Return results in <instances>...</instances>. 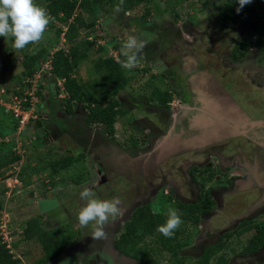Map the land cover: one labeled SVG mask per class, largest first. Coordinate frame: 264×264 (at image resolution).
<instances>
[{"label":"rangeland","instance_id":"374dc122","mask_svg":"<svg viewBox=\"0 0 264 264\" xmlns=\"http://www.w3.org/2000/svg\"><path fill=\"white\" fill-rule=\"evenodd\" d=\"M176 1L179 2L175 3L176 5H172L171 2L163 5L164 8L161 9L158 18L155 17L153 5L150 6L149 14L144 13L146 5L144 3L124 15L113 10L107 14L105 11H101L93 29L80 31L79 36L90 35L92 41L87 49V60L82 62L74 72L75 78L80 83L88 82L97 76L93 67L96 58L100 56L102 58L113 57L115 60H119L122 56L121 46L128 35H136L149 40L145 49L139 54L137 66L129 70L130 79L126 87L116 94L117 108L122 111L116 115L113 135H105L106 129L96 123L85 124L82 108L77 110L76 107V114L75 112L66 113L64 106H61L63 98L66 97L62 86H59L57 81L54 85L51 79L48 80L49 77H42V75L36 79L37 104L33 111L34 118H31L32 121L29 120V126L22 128L20 135L17 125L13 130L15 120L0 105V160L19 155V159L15 162L0 167V202L4 205L0 211V236L2 237L1 242L5 243L6 248L20 259L19 264H33L44 255L42 244L37 237L25 239L23 235L26 221L38 213H44L43 227L52 228V231L59 233L58 236L73 235L77 233V230L80 231L78 240L75 243H66L60 256L49 264H139L114 250L113 240L119 233L124 220L130 217V211L133 212L135 207L148 203L149 195H146V192L149 190V184H161L163 181L161 176L165 175L164 182L166 184L173 187L174 183L176 188H183L186 200L194 197L189 190L191 185L184 187L182 184L181 180H183L184 174L171 170L172 175L169 174L167 167L169 163L162 160L165 158L163 155L157 157V159H161L158 161V163L160 162L157 167L159 170L156 166L151 165L153 150L149 147V136L153 137L159 131L154 128L155 124L145 118L146 115L142 114L141 108L156 106V100L149 98L155 90L169 92L170 83L178 84L180 81L185 83L183 74L186 73V77L189 76L193 66L197 64V60H202L206 71H204L203 77H187V84L199 86L201 81H205L203 86L206 87L204 88L218 105H221L222 101L220 89L217 86L229 88L232 94L229 97L240 104V109L242 107L248 109L250 113L247 111L248 114H246L253 117L252 119L255 118L251 112L258 111L257 101L260 105L259 111L264 110V52L252 47L244 54L243 58L236 60L232 57L234 47L238 43L250 40L251 28L235 24L228 29H221L216 21V12L219 6L223 5V0ZM36 3L46 9L44 0H36ZM166 6L170 8V11L166 12ZM245 6L252 8L255 12L254 17L250 18L254 21H264V0H251ZM242 8L244 9V7ZM142 13L145 14L144 27H137L136 30L132 23L122 22L118 19L125 15L128 19H131L132 16L140 18ZM82 14L84 19L89 17L87 14ZM175 14H177V18ZM58 26L59 24L55 21L52 25L49 23L43 39L37 44L27 45L23 50H16L13 47L12 37H0V100L16 95L13 90L21 87L18 81L22 78L24 59L41 48H49L51 51L60 48L68 49L70 44L62 38V33L58 38L56 32ZM193 39V45L186 42V40ZM55 41L56 45L52 46ZM115 44H120V47L115 49L113 47ZM184 52H192L194 56L185 57L181 61L179 58ZM171 59L176 64L179 62V68H171L179 73L174 82L169 81L170 75L174 77L173 73L167 76L160 73L158 69L161 64L170 63ZM233 61H237L234 67L232 66ZM159 62L163 63L159 64ZM241 66L245 67L244 70ZM204 76L209 79H206L207 77L204 79ZM24 81L26 80H23L22 93L27 90V83ZM55 86L60 91L56 95H51L56 91ZM251 87L259 92L252 91ZM37 91H40L42 96L37 95ZM170 92L172 98L168 108L170 111L178 110L176 109L178 100L176 92L172 90ZM50 96H52L51 99H49ZM198 96L200 100L205 101L203 100V91L198 92ZM206 100V103L212 104L210 103L212 100L207 95ZM45 101L51 103L53 111L43 110ZM55 104L60 106L56 107ZM184 105L181 103L182 107ZM241 110L243 111V109ZM44 113L48 116L45 117L46 119L42 115ZM196 114L197 112H192V116H188V121H191ZM222 114L230 118H234L236 115L234 112L228 114L225 109ZM225 116L218 117L224 122ZM234 119H238V116ZM234 119L230 120L232 125H234ZM35 120L42 121L40 128L34 127ZM252 121L264 122V120L256 119ZM207 123L212 124L209 120ZM228 125L230 123L226 126ZM169 127L172 128L169 132L180 135L182 132L183 135H186L184 130H180L179 124L172 123ZM189 130L191 129L189 128ZM88 135L92 141L88 148L82 149ZM89 150L93 154L89 161L92 170L97 169V163H99L101 170L106 171L102 182L99 183V180L102 179L100 175L92 176L85 158H81V161L77 160L78 162L73 161L67 168L61 169L57 173L52 172L51 164L55 160L68 155H76L79 152L86 154L89 153ZM181 159L179 157L173 160L179 164ZM133 182L136 186H133ZM243 183L245 181H242V185ZM83 187L92 189L97 198L118 197L121 201L122 214L116 218L110 217L104 229L107 235L103 239L95 240L92 237L93 225L91 223L87 227H81L78 223V211L85 203L79 197V192ZM164 189L169 191L168 187ZM136 195L140 197L146 195V198L145 196L143 199L139 197L137 200ZM228 200H224L225 204L222 208L225 210V214L236 218L237 214L229 212ZM147 206L154 209L155 212H161L165 220L170 207L177 209L180 214L178 202L174 201L172 196L166 199V197L158 195ZM125 209L127 212L123 213ZM10 214H14V216L10 217ZM220 220H223V216L220 214H214L211 219L204 218L202 221L199 218V222L194 225L182 220L178 229H183L184 232L178 234V238L183 241L189 240V243L178 251L184 257L182 264H197L202 248L211 245L210 240H205L204 237L199 239V236L196 235L197 232L208 226L212 230H216L226 222L225 219ZM213 232L217 231L211 233L213 234ZM211 233L206 232L208 234L206 237H210ZM243 238V236L240 238V242L227 239L223 241L222 244L225 248L219 253L224 255L226 261L240 250L241 243L244 242ZM143 244H146L145 248L153 254L157 264H170L175 261L170 252L158 248L155 236L146 237L140 243V245ZM216 258H211L207 264H213ZM225 264H231V262ZM232 264H242V260L237 259Z\"/></svg>","mask_w":264,"mask_h":264},{"label":"trees","instance_id":"16d2710c","mask_svg":"<svg viewBox=\"0 0 264 264\" xmlns=\"http://www.w3.org/2000/svg\"><path fill=\"white\" fill-rule=\"evenodd\" d=\"M46 2L45 7L50 16L51 25L55 21L59 24L56 28V32L59 38L60 33H63V38L66 43H69L67 50L62 48L53 51L49 48H41L39 51L31 54L24 59L22 66V74L18 81L21 87L24 85L23 80L26 77L32 76L39 68L40 64L48 57L51 56V71L50 75L46 77L54 82L56 85L57 80H61V86L66 97L63 98L64 111L66 113H73L75 108H82L84 111V123L101 125L106 129L105 135H113L114 123L117 118V114L122 110H118V99L116 94L120 90L126 87L130 79L128 69L121 67L119 61L124 60L123 56L119 60H115L113 57L102 58L101 56L94 60V69L97 76L92 78L88 82L80 83L74 76V72L77 67L87 60V49L91 45V39L89 36L80 35L82 29H93L95 22L101 11H105L107 14L109 11H115V6L119 4V0H44ZM169 2L172 5H176V0H124L121 13L126 14L128 11L134 10L141 3L145 5V14H149L151 11V5L155 10V17L158 15L163 5H167ZM174 2V3H173ZM176 3V4H175ZM223 5L219 6L216 12V21L221 29L230 28L235 24H242L251 28L250 40H244L238 43L232 52L234 59H239L249 51L252 47L264 52V21H254L250 17H254L252 8L246 7L237 12L239 7L237 0H223ZM105 7V10H103ZM166 12L170 11V8L166 6ZM89 15L86 19L83 18V14ZM157 13V14H156ZM145 14H141V17L132 16L128 19L127 16H123L120 19L122 22L132 23L133 27H144ZM251 15V16H250ZM177 18V14H175ZM99 18V17H98ZM128 27V25H127ZM93 33V32H88ZM256 36V38H253ZM57 41V40H56ZM53 42L56 45L57 42ZM115 49L120 47V44L113 45ZM101 49V48H100ZM243 55V56H242ZM50 83V82H49ZM60 86V85H59ZM20 86L14 89L13 93L16 95L22 94V88ZM56 87V86H55ZM60 91L56 87V91L51 95H56ZM37 95L42 96L40 91H37ZM50 96L49 99H51ZM150 99L156 100L157 105L161 107H168V103L171 101L172 95L168 91L155 90ZM47 103L46 101L44 102ZM32 121V119L30 120ZM42 124L41 120H35L34 127L40 128ZM13 130L16 129V122L14 123ZM29 126V124H28ZM81 158H85L86 155L83 152H79L76 155H68L62 159L55 160L51 164L52 172L57 173L59 170L67 168L73 161H81ZM19 159V155H13L7 159L0 160V167H4L11 162H15ZM80 159V160H79ZM78 160V161H77ZM3 203L0 202V211L3 209ZM214 202L207 196L195 203L178 202V208L181 214V219L184 222H190V224H197L199 222V216L201 213H206L213 209ZM147 205L137 207L133 210L128 219H125L119 233L114 237L113 247L118 253L123 256L130 257L139 264H157V260L153 254L145 248L146 244L140 245L143 240L148 237H154L157 239L158 248L166 250L171 253L175 261L170 264H182L184 257L181 256L179 249L188 244L189 240H182L178 238V234L184 232L183 229H176L175 234L168 238L163 236L157 231V226L164 223L165 219L161 212L153 211ZM43 215L36 214L26 221V226L23 229V235L25 239L37 237L42 244L44 255L36 260L33 264H49L52 260L57 259L63 247L66 243H75L78 240L80 231L73 235L58 236L59 233L52 231V228H44L42 225ZM0 236V264H19L20 259L16 258L5 243L1 242ZM257 238L264 239L263 227H258ZM256 239L253 241L255 242ZM257 242V241H256ZM254 244V243H253ZM222 243L211 244L202 250V253L197 259V264H207L213 257H217L213 264H224L225 258L222 253ZM159 249V250H160Z\"/></svg>","mask_w":264,"mask_h":264},{"label":"flooded vegetation","instance_id":"af4514ba","mask_svg":"<svg viewBox=\"0 0 264 264\" xmlns=\"http://www.w3.org/2000/svg\"><path fill=\"white\" fill-rule=\"evenodd\" d=\"M186 42L189 45H193L194 39L186 40ZM188 56H194V54H192V52H184L179 59L183 61V59H185V57L188 58ZM235 62L237 61H233V67L236 66ZM160 63L163 62H159V64ZM165 63L164 70L166 69L167 71L159 70V72L166 74L167 76H169L170 73H173L174 77H171L170 75L169 81L174 82V79L177 78L179 73H176L175 70H172L171 68H179V62L176 64L174 63V60L171 59L170 63L167 62V65ZM241 67L242 70H244L245 67ZM205 68V65L202 64V60H197V64L193 66L189 76L203 77L204 71H206ZM158 69L160 68L158 67ZM183 75L185 83H182L181 81L178 84L176 82L175 84L170 83L171 88L169 92L171 90L176 92L178 98L176 109L178 110L172 108L173 110L170 111L168 107H161L157 104L156 106H151L152 108H141L142 114L146 115L145 118H148L149 121L155 124L156 126L154 125V128L159 131V133L155 134L153 137L149 136V147L153 150L151 165L156 166V168L160 164L158 161L161 160L157 159L156 152L152 149L156 139L159 136L168 133L172 129L169 127L172 123L179 124V127H181L180 130H184L186 133L190 132V121H188V119L192 116L191 113L198 112V109L202 105V100L199 99L198 92H204L203 99H206L207 95L210 100L214 101L210 96L211 94L207 93L206 88H204L206 86H203L205 81H201L199 86H191L186 82V78H189V76L186 77V73ZM206 77L207 76H204V79ZM206 79L209 78L207 77ZM217 87L220 89L219 93L222 101L220 106H224L223 109H225L226 105L235 100L229 97L232 96L229 88H226L225 86ZM252 91L259 92L258 90H255V88H252ZM181 103L185 105L182 107ZM256 105L258 111H254V113L251 112L252 115L256 120H264V110L259 111L260 105L258 104V101ZM59 106L60 105H57L56 107ZM238 106L240 107L239 103ZM52 109L53 107L50 102L44 104L43 110H50L51 112L53 111ZM241 109H243L245 114H248V112L250 113V111L244 107ZM77 110L74 111L75 114L77 113ZM230 112V110H227L228 114H230ZM42 115L44 118L48 117L45 113ZM247 116L250 119L253 118L249 115ZM227 117L229 118V116ZM219 132V139L216 138L206 146L178 151L162 159L169 163L167 166L169 174H171L170 170L184 174L182 178L183 180H181L183 182L182 184L184 187L191 185L189 190H191L194 197L186 200L184 198L183 188H176V184L174 183L172 184L173 187L166 184L164 182L166 177L165 175H162L161 179L163 181L161 184H149V190L146 192V195H149L147 198V204L151 203L158 195H161L163 198L166 197V199L167 197L172 196L174 201L177 200V202L184 203H195L204 198V196H209L214 202V207L206 213H201L199 216L200 221L204 218L211 219L214 214H220L226 222L216 230H212L209 226L202 228L197 232V237L199 236V239L204 237L205 240H210V244L213 242L216 244L223 243L225 239L229 241H239L243 236L244 242L241 243L240 250L233 254L225 263L230 261L232 264L233 261L240 259V261L242 260V264H264V239H256L258 227H263L264 229V122L260 123V125H254L253 127L247 126L245 129L240 125L234 127L231 123L228 126L222 125ZM90 141H92V139L88 135V139L84 140L82 149L85 147L88 148ZM85 155L87 158L86 162L88 161V169L89 171L91 170L90 172H92V176L100 175L102 179L99 180V183L102 182V180H104L103 178H105L104 173H106V171L101 170L99 163H97V169L92 170L89 161L91 159L90 157H93V154L89 150V153H86ZM179 157L182 159L179 161V164H176L173 159ZM157 169L159 170V168ZM242 181H245L246 184L243 183L242 185ZM134 185L136 186L135 182H133V186ZM165 187H168L169 191H166L164 189ZM134 189H136V187H134ZM146 195H144L145 198ZM136 197L138 200L140 196L136 195ZM143 197L140 198L143 199ZM226 199H229L227 202L230 208L229 212L237 214L236 218H232V216L230 217V215L225 214L226 212L222 207L223 204H225L224 200ZM126 212L127 210L125 209L123 213ZM130 212L132 214V211ZM211 230L217 232H213L212 234ZM206 232L211 233L210 237H206L208 236ZM210 238H214V240H211ZM255 239L257 242H253ZM203 249L204 248H202V250Z\"/></svg>","mask_w":264,"mask_h":264},{"label":"clouds","instance_id":"9594fccd","mask_svg":"<svg viewBox=\"0 0 264 264\" xmlns=\"http://www.w3.org/2000/svg\"><path fill=\"white\" fill-rule=\"evenodd\" d=\"M240 9L251 2V0H237ZM124 0H119L115 11L122 10ZM50 23V16L47 10L36 3V0H0V37H12L13 47L16 50H23L29 44L39 43ZM149 40L142 39L136 35H128L121 46V55L125 58L119 61L121 67L131 70L138 64L139 54L145 49ZM165 66L161 64L160 71ZM79 197L85 203L80 207L77 218L81 227L93 225L92 237L103 239L106 237L105 226L110 217L116 218L122 214L121 201L118 197L112 199L97 198L96 193L83 187ZM182 224L181 216L177 209L169 208L165 222L157 226L165 237H172L174 232Z\"/></svg>","mask_w":264,"mask_h":264},{"label":"water","instance_id":"95a60500","mask_svg":"<svg viewBox=\"0 0 264 264\" xmlns=\"http://www.w3.org/2000/svg\"><path fill=\"white\" fill-rule=\"evenodd\" d=\"M207 101L206 99H203ZM205 101H201L203 107L198 109V112L195 117L190 121L189 128L191 129L190 132L184 133L181 132V135L178 133L168 132L163 136H159L154 144V151L158 155H163L166 157L172 153L193 149L201 146H206L213 142L216 138L219 139L220 129L222 125H227L228 123L231 124L232 119L238 116V119H234V127L240 125L241 127H247L260 124L262 122H256L249 119V117L240 109L238 104L234 102H230L228 105L225 106V109L234 112L236 115L234 118H228L222 114L223 107L218 105L215 101H211L208 104ZM218 116H225L224 122ZM211 121L212 124L207 123V121ZM200 132V133H199ZM159 158V157H158ZM12 217V214L9 215Z\"/></svg>","mask_w":264,"mask_h":264},{"label":"built area","instance_id":"2783aa9c","mask_svg":"<svg viewBox=\"0 0 264 264\" xmlns=\"http://www.w3.org/2000/svg\"><path fill=\"white\" fill-rule=\"evenodd\" d=\"M63 38V33H62ZM64 39V38H63ZM52 50L51 54L53 53ZM51 71V56H48L43 63L40 64L38 70L30 77H26L24 81L27 83V90L21 95H14L8 97L7 99L0 100V105L4 108V111L11 114V117L15 120L17 124L18 134H21L22 128L28 125L31 118H34L33 111L37 104V99L35 93L37 90L36 79L42 75L46 77L50 75ZM46 75V76H43ZM59 85H61V80H57Z\"/></svg>","mask_w":264,"mask_h":264},{"label":"crops","instance_id":"0c3cea01","mask_svg":"<svg viewBox=\"0 0 264 264\" xmlns=\"http://www.w3.org/2000/svg\"><path fill=\"white\" fill-rule=\"evenodd\" d=\"M40 214V213H39ZM44 213H42V215H43ZM12 216H14V214H12Z\"/></svg>","mask_w":264,"mask_h":264}]
</instances>
